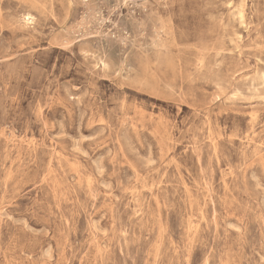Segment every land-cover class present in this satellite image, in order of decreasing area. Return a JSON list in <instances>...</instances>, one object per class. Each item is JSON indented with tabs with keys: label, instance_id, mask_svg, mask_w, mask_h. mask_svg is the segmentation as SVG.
I'll list each match as a JSON object with an SVG mask.
<instances>
[{
	"label": "rangeland",
	"instance_id": "374dc122",
	"mask_svg": "<svg viewBox=\"0 0 264 264\" xmlns=\"http://www.w3.org/2000/svg\"><path fill=\"white\" fill-rule=\"evenodd\" d=\"M0 264H264V0H0Z\"/></svg>",
	"mask_w": 264,
	"mask_h": 264
},
{
	"label": "bare ground",
	"instance_id": "6f19581e",
	"mask_svg": "<svg viewBox=\"0 0 264 264\" xmlns=\"http://www.w3.org/2000/svg\"><path fill=\"white\" fill-rule=\"evenodd\" d=\"M27 18H29V16H27Z\"/></svg>",
	"mask_w": 264,
	"mask_h": 264
}]
</instances>
